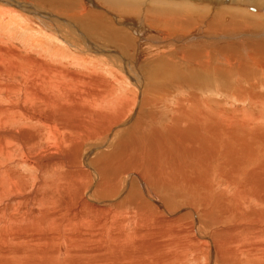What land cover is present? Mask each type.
<instances>
[{
  "label": "bare ground",
  "instance_id": "1",
  "mask_svg": "<svg viewBox=\"0 0 264 264\" xmlns=\"http://www.w3.org/2000/svg\"><path fill=\"white\" fill-rule=\"evenodd\" d=\"M21 1L25 0L0 3V264H241L238 257L246 258L245 264H261L264 117L255 111L257 107L264 111V96L251 98L259 104L247 113L227 110L209 98L199 100L197 95L202 94L192 90L188 99H174L184 88L217 93L219 82L231 75L235 64L219 66L227 65L230 57L221 51L230 43L223 29L202 33L213 24L215 6L192 0L190 6L197 7L196 16L203 21L191 26L193 10L188 17L166 16L169 1L153 0L157 6L145 8L146 14L136 21L118 15L135 10L136 0H103L118 16L106 17L72 4L73 9L56 10L61 18L50 25L49 15L31 12L35 8L21 6ZM244 1L248 0L227 2ZM25 10L30 18L21 13ZM260 10L253 14L256 19L246 18L244 24L258 28L254 35L263 39L250 47L260 48L253 60L263 68L258 72L262 78L264 8ZM79 12L85 15L78 16ZM234 12L244 11L232 8ZM10 13L18 25L8 32L2 20ZM222 14H214L216 23L228 21ZM70 19L79 24L75 33L62 29ZM150 20L152 25L166 22L177 30L191 29L186 40L195 36L215 40L210 78L203 73L210 62L181 71L166 57L146 71L148 87L142 90V39L164 36L163 30L144 24L150 25ZM16 31L24 32L21 40L13 34ZM50 34L60 43L56 49L31 39ZM12 37L18 45L12 44ZM239 45L244 59L252 57L242 42ZM97 53L102 67L93 63ZM191 59L180 58L183 64ZM48 62L76 89L88 83L86 90L76 91L75 97L65 90L70 101L63 86L58 90L63 99L58 101L41 93L28 100L31 103L16 98L20 93L31 98V93L42 90L34 84L48 81L51 71L42 68ZM123 64L137 71L127 75ZM40 69L41 81H33ZM235 73L242 79L247 76L241 69ZM177 82L190 85L183 88ZM46 89L44 93L51 94ZM172 98L174 110L165 106ZM60 102L69 111L63 113ZM63 114L67 116L61 119ZM238 223L242 226L234 230L225 228Z\"/></svg>",
  "mask_w": 264,
  "mask_h": 264
},
{
  "label": "rangeland",
  "instance_id": "2",
  "mask_svg": "<svg viewBox=\"0 0 264 264\" xmlns=\"http://www.w3.org/2000/svg\"><path fill=\"white\" fill-rule=\"evenodd\" d=\"M1 1L9 4V0H4V1L0 0V3H1ZM112 1L117 2V3L119 2L118 0H112ZM164 1L170 2V4L165 8L166 16H169V17L170 16L177 17L178 15H184L185 17H188L189 12H191L193 10L192 13H195V8L197 9V7H195V6H193V8L190 6V5H192L191 4L193 2L192 0H164ZM227 1L228 0H201L202 4L205 6H209V5L215 6V11L213 12V19H212L213 24H210L209 27L207 29H204L202 33L209 34V33H213V29L216 27L222 28L227 41H229L230 43H229V46L222 45V46H226V49H221V51H223L226 55H228L230 57H229L227 65H219V66L224 67V68H229L230 66H233V64H235L239 67V69L237 67H235V65L233 66L231 75L222 79V82H219L220 84L218 86H216L217 90L219 91L217 93H215L211 89L210 90L204 89V91L201 93H198L199 91L195 88H190L189 90H185L184 86L190 85V83H185V82H177L180 86H182L184 88V89H182V91L181 90L178 91L175 89H173L172 91L180 92V93L177 92V95L174 99H177V98H179V99L187 98L188 99L189 94L191 93V90H192L195 94H202L201 96L197 95L199 100L209 98L212 102L220 101L221 107L222 108L224 107L227 110L232 111V109L233 110L235 109L238 111V109H240V110L244 109L243 111L245 113H247V110L249 111V109L255 108L259 104V102L257 100H255V99L252 100L251 98H253L259 94L264 96V76L262 78H260V76L258 74V72L263 68H261L253 60V58H255L256 56H259L260 53H257V52H259L260 48H258L255 51L253 49L250 50L251 46L253 48L258 46V44L260 43L259 41H262L263 39H260V40L256 39L257 37L254 35V32L259 30V29L253 27V25L246 26L244 24V20L246 18L256 19L257 17H255L253 14L254 13L255 14L262 13L260 8L261 9L264 8V0H248V1L240 2L239 4L238 3H234V4L230 3L229 4ZM211 2H215V3L211 4ZM58 4H59V6H58ZM72 4H73V6H76L78 9L79 8L81 9V6L83 4L85 6H83L82 8H86L85 11L90 10L91 12H94L96 14H100L101 12H103V13H105L106 17H108L109 14L113 13L116 16L121 15V16H125L128 18L132 17V18H134V20H136V18H138V15L143 16L144 14H146L145 8L148 9L149 7L154 8L155 7L154 5L157 6V3H155L153 0H136L134 3L135 4L134 6L135 7L137 6V8H135L136 11L131 10L130 13L128 11L127 13H124V14H121L118 12L119 13L118 14L117 12H112V11H111L112 13H110V9L103 2V0H28V1L25 0L24 2L23 1L20 2L21 6L29 7L32 5L33 8H35V10L32 9V7H31V12H34V11L42 12L43 11V12H45L46 16L49 15V17L46 18V22L50 25H54V20L61 18V15L57 14L56 10L61 9V8H63V10L73 9L72 6H70ZM229 5H230V7H229ZM231 5L233 7H231ZM224 6L229 7V9H225ZM249 6L254 7L253 8L254 10L250 11L248 9ZM232 8H240L244 12L241 15H237L234 12L232 15ZM139 9H140V11H139ZM246 10L251 12V13L248 14V12ZM137 11H138V13H136ZM216 11H221L222 13H224L225 17L227 18L228 21L223 20L220 23H216V20L214 18V14L215 15L216 14L223 15L222 13H219ZM21 13H23L26 17H29V18L32 15L27 10H25ZM14 15H15L14 13L6 14L4 16V20H2V22L7 23L8 28L6 30L8 32L13 30V28L18 25L15 21H12L16 18V16H14ZM53 15L57 16L59 18L54 17ZM77 15L78 16H84L85 13L79 12V13H77ZM149 16L151 17L152 15L149 13ZM63 17L66 18V16H63ZM114 18L115 19H112V22L115 25H117V23H119V20L116 17H114ZM50 19H51V21L53 20V22H49ZM189 19L193 22V24L191 26L199 25V23H201L203 21V19H201V15L196 16V13L191 14ZM189 19H186V22H188ZM11 21H12L13 25L9 24ZM151 21L152 20H150V25L147 24L146 22H144V24H146V26L152 27L154 29L163 30L164 36L156 38V39L152 38L151 40L142 39L141 56H142L143 64L140 66V67H142L141 70H143V73H142L143 76H141V82L143 84L142 90L145 89L146 87H148L149 78L147 77L148 72H146V71H148L149 69H152L153 67L156 68L157 67L156 62L158 61V59H162V58H166V57H168V58L171 57L173 60L172 63L173 64L176 63V66L174 67V69L178 68L177 70H181V71H188L191 68H196L197 63L200 66L202 64H205L206 62H210V66L207 69V71L203 72L207 77L210 78L211 74L214 72V68H212V67L214 64V60L216 58L215 50L217 47H215V43H216L215 40H203L202 37H199V36L191 37L189 40H186V37H184V36L187 35L188 33H190L189 30H191V29H189L188 31H187V29L185 31L177 30L173 24H169V23L164 22L163 24H153L152 25ZM71 22L75 26V28H73L71 26V24H69ZM71 22L68 21V23L66 25L64 24L62 26V29H64L65 32H68L67 30H69V31H72L71 33H73V32L75 33V29H76V27L79 28V24L77 25L78 22L73 20V19L71 20ZM74 22L76 24H74ZM21 23L25 24L24 21H22ZM26 24H29V23H26ZM190 24H191V22H190ZM118 25H120V24H118ZM8 32H6V33H8ZM87 33H88V31H87ZM13 34H15L16 38L19 39L20 37L22 38V34H24V32L22 34H19L16 31V33H13ZM52 36L53 35L50 34L49 37L45 36V39H43L39 35H34L31 39L33 40V42L36 45H37V43H36L37 41L43 40L44 41V45L42 46L43 48H45L46 46H49V48H51V49H56L58 46H60V43L57 39L53 38L54 36L53 37ZM21 38H20V40H21ZM240 38L245 39V40H240ZM12 40H13L12 44L16 46L17 43H15V42H17L18 40H15L13 37H12ZM181 40H183V41L180 42ZM96 41H98L97 38H96ZM241 42L243 43L244 47H246V49H247L246 55H249L252 57L245 58V59H244V57H242L243 56V49L239 45V43H241ZM198 43H200V44H198ZM71 44H73V43H71ZM26 47H28V46L25 45L24 47L21 48V50H24ZM159 52H161V54H159ZM32 54H34L35 57L37 56L38 52H36V49L32 51ZM192 54H195V55H192ZM100 55H101V53H97V54H93V57H92L93 63L97 67L104 66V63L99 59ZM180 58H187V59L193 58V59L186 60L185 62H187V63L183 64V63H181ZM199 58H201L203 60L198 61ZM239 58H241V59L239 60ZM252 60H253V62H252ZM262 60H263V58H262ZM65 62H67V61L66 60L61 61V63H65ZM178 62H179V64H178ZM243 63H245V65L242 68H240L241 64H243ZM47 66L49 67V62L45 65H42V68L47 67ZM123 66H124V71H126L127 75H128V73L134 74L137 71V69H134L131 65H129V67H128L126 64H123ZM41 69H40L39 73H37L33 76V78H32L33 81L34 80L38 81V82L41 81L39 79L40 74L42 73ZM240 69L246 72L247 76L245 79L240 78V76L235 73V72H239ZM49 70L51 71V73L46 75L48 81H46L44 83L40 82V85L34 84V86L37 89L42 88V90L40 92L35 93V94L31 93V98L27 97L24 93H20L16 98L20 97L24 101H28L31 99L39 98V93H41V95L45 98L55 97L58 101L60 98L63 99V97L61 96V92L58 91L59 89L62 88V86L64 87V91H63L64 95H65V90H66V91L72 93L73 97H75L76 91L84 92L86 90V86L88 83L83 85L84 86L83 89H76L75 83L71 84L69 82V77H67L65 74H61V73L57 72V70L52 68V67H49ZM38 75H39V77H38ZM190 76H191V74H188L187 78ZM17 78H19V77H17ZM215 78L218 79L217 77H215ZM127 80H128V77H127ZM21 83H22V81H21ZM129 86L133 87V85H131V84ZM45 87L47 88L46 90L51 92V94L46 95L44 93L43 88H45ZM238 87H241V88H239V90H242V89L244 90L242 95L240 93H238V91H237ZM127 89H128V87H127ZM66 98L69 100V98L67 96H66ZM174 99L169 101L170 103L165 104L167 109H172V110L175 109V106L171 104V102H174ZM222 100H223V102H222ZM160 101H161V104L158 105L159 107H160V105H163L162 104V97H161ZM28 102L31 103V101H28ZM58 107H60L63 110L62 111L63 113L69 111V108L66 107L62 103ZM259 109L260 108L257 107V111H255V112L259 113L258 114V115H260L259 117H264V111L263 110L258 111ZM262 109H263V107H262ZM66 116L67 115L63 114L61 119L63 117H66ZM168 118H169V116H168ZM252 123L258 124V123H262V122L254 120V121H252ZM24 124H25V121L22 123V125H24ZM164 125H165V122H163V128L165 127ZM147 130H149V128ZM180 144H181V142H180ZM213 165L214 164L212 163L210 165V167L212 168ZM214 181L215 180H213V182ZM201 193H204V189H202ZM135 198H137V196ZM179 203L183 204V202H181V201ZM222 226H223V224H222ZM240 226H242V224L238 223L236 225V227H234V228H230L228 226L225 228H227L229 230H234L235 228L240 227ZM252 234L254 235L253 232H252ZM211 235L215 236V234H211ZM188 236H190V235L188 234ZM237 261L240 262L241 264H245L243 261L248 262V260L246 258H240V257H238ZM185 264H187V263H185ZM261 264H264V261H262Z\"/></svg>",
  "mask_w": 264,
  "mask_h": 264
}]
</instances>
